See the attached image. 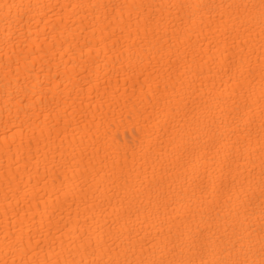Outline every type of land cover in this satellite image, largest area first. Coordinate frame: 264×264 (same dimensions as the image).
Returning a JSON list of instances; mask_svg holds the SVG:
<instances>
[{
	"label": "bare ground",
	"instance_id": "bare-ground-1",
	"mask_svg": "<svg viewBox=\"0 0 264 264\" xmlns=\"http://www.w3.org/2000/svg\"><path fill=\"white\" fill-rule=\"evenodd\" d=\"M0 264H264V0H0Z\"/></svg>",
	"mask_w": 264,
	"mask_h": 264
}]
</instances>
